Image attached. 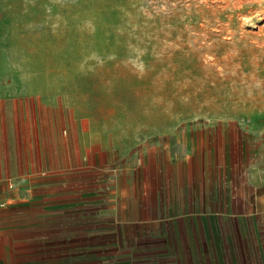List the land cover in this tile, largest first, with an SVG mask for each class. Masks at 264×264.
Returning <instances> with one entry per match:
<instances>
[{
  "label": "rangeland",
  "instance_id": "374dc122",
  "mask_svg": "<svg viewBox=\"0 0 264 264\" xmlns=\"http://www.w3.org/2000/svg\"><path fill=\"white\" fill-rule=\"evenodd\" d=\"M257 125L264 0H0V159L64 171L53 198L126 205L117 229L123 217H205L235 236L264 216L251 206ZM32 196L0 198L22 248L80 235L75 220L45 222Z\"/></svg>",
  "mask_w": 264,
  "mask_h": 264
},
{
  "label": "crops",
  "instance_id": "0c3cea01",
  "mask_svg": "<svg viewBox=\"0 0 264 264\" xmlns=\"http://www.w3.org/2000/svg\"><path fill=\"white\" fill-rule=\"evenodd\" d=\"M262 129L263 126L257 125L252 130V141L257 143V155L253 157L250 166L251 206L252 211L258 215H264ZM24 164L26 170L17 173L14 164L9 171L3 158L0 159L1 200L11 201L20 198L23 193L33 194L29 205L32 208H43L45 222L51 224L53 221L61 223L75 220L79 222L75 228L80 231V235L48 236L43 243H38V247L35 239L30 238L24 249L20 240L7 231L4 225H0V264H264V216L251 223L239 224L235 236L227 231L226 222L222 226L205 217L187 219L177 216L169 221L158 217L135 218L132 221L123 217V222H120L122 225L117 229L111 218L115 220L116 214L123 212L126 205L110 204L101 208L98 194H92L90 199H87L89 195L87 198L79 196L78 199L53 198L52 187L62 181L60 177H63L64 171H60V177L57 178L60 180H57L55 172L59 169L33 171L31 162L26 161ZM7 178L20 183L15 189L6 188L4 181ZM201 193L204 203L199 208L210 210L212 205L206 201V190ZM107 197L112 198V195L107 192ZM111 202L112 199L108 203ZM181 206V203L173 206L176 213H179ZM155 207L160 212L162 206ZM155 207L143 206L146 211ZM220 209L227 210V204L221 201ZM101 211L103 216H100ZM84 214L91 216H87L89 219L84 221ZM134 225L141 228L139 236L126 233Z\"/></svg>",
  "mask_w": 264,
  "mask_h": 264
}]
</instances>
